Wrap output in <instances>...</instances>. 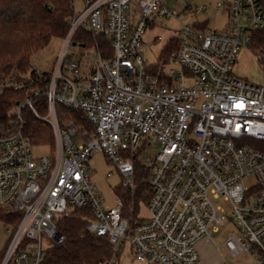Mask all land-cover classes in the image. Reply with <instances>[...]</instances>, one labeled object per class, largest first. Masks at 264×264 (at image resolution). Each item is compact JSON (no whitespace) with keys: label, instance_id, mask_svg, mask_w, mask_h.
Segmentation results:
<instances>
[{"label":"built area","instance_id":"obj_1","mask_svg":"<svg viewBox=\"0 0 264 264\" xmlns=\"http://www.w3.org/2000/svg\"><path fill=\"white\" fill-rule=\"evenodd\" d=\"M82 3L53 71L14 82L26 97L14 108L17 130L0 135V207L12 214L1 219L8 239L0 264H41L47 248L65 239L59 218L83 206L94 213L85 230L113 244L105 264H117L125 241L145 264H196L198 242L212 240L228 222L235 226L225 241L231 256L264 264V151L252 143L264 141V84L234 69L241 48L264 27L260 0H219L217 8L229 14L221 30L197 18L206 6L184 2L182 12L193 21L181 22L171 66L157 72L144 58L145 34L157 20L177 17L176 10L164 0ZM82 32L93 39L77 40ZM98 37L107 39L111 54ZM74 42L93 46L97 62L84 53L66 64ZM42 98L40 115L35 101ZM59 106L78 118L63 120ZM23 107L52 126L53 146L33 144L24 133ZM153 141L161 151L141 153V142ZM45 145L49 154H33ZM100 151L116 164L125 188L137 189L136 161L147 171L141 180L147 217H125L120 196L114 207L104 206L90 175V160Z\"/></svg>","mask_w":264,"mask_h":264},{"label":"trees","instance_id":"obj_2","mask_svg":"<svg viewBox=\"0 0 264 264\" xmlns=\"http://www.w3.org/2000/svg\"><path fill=\"white\" fill-rule=\"evenodd\" d=\"M75 0H0V133L9 134L17 130L20 121L16 118L14 108L26 97L23 89H16L14 82L26 79H38L49 75L33 68L32 56L47 46L54 36L64 37L70 21L75 15ZM264 9V0H260ZM92 40V36L81 33L76 39ZM104 50L110 46L106 38H97ZM90 41H87V43ZM163 50L165 61L169 60L171 50L177 46L174 40ZM248 48L261 62L264 61V27L253 32ZM111 54L110 51L107 55ZM163 65L151 66L157 72ZM37 111L46 113L44 99H37ZM59 113L64 120L68 117L78 118V112L65 106H59ZM23 130L33 144L53 146L52 126L38 118L29 107H23ZM82 122L84 120L82 119ZM252 143L264 151V141L253 140ZM148 175L139 161H136V190L123 187V214L129 216L132 202L135 203L133 217L137 215V203L148 201L145 192L147 184L141 182ZM12 215L6 208L0 207V219L9 220ZM90 206L74 207L69 213L59 218L58 229L64 234L61 243L47 248L41 264H105L113 255V244L107 236L97 235L85 230L93 218Z\"/></svg>","mask_w":264,"mask_h":264},{"label":"rangeland","instance_id":"obj_3","mask_svg":"<svg viewBox=\"0 0 264 264\" xmlns=\"http://www.w3.org/2000/svg\"><path fill=\"white\" fill-rule=\"evenodd\" d=\"M219 0H164L169 10H176L179 14L177 17H169L165 19H159L153 27H150L145 34L144 42V58L151 66L154 64L163 65L162 69L166 71L170 68L171 63L169 60L165 61V55L163 50L170 46L171 40H175L180 35L181 22L193 21V18L189 17V14L182 12L184 8V2L195 8L197 5H204L207 7V11L197 15L199 20L209 19L208 25L211 29H224L229 22L228 11L224 8H217V2ZM226 1V0H222ZM75 11L78 12L83 8L82 0H75ZM158 39V41H157ZM65 43L64 37L54 36L50 40L49 44L40 49L32 56V66L34 69L41 72H52L54 65L60 56ZM84 53L88 54L87 60L93 63L99 59V54L95 48L91 45L82 47L79 44H71L68 49V57L66 64L71 60H79L84 57ZM235 72L241 76L246 77L251 82L264 84V61L261 62L247 47H242L235 65ZM50 146V145H49ZM49 146L33 147V154L35 156L40 154H49L51 149ZM141 153L144 154H157L161 151L162 144L157 141H153L151 144L148 142H141ZM91 179L96 183L101 196L104 198L103 203L105 207L111 208L117 204L116 197L120 196L123 200V178L121 173L116 167V164L109 160L103 152H96L91 160ZM250 181H246L249 183ZM222 204L224 207L226 203L223 199L216 201ZM130 214L127 216L129 220L142 219L148 216V206L146 201L140 200L137 207V215L133 217V209L135 210V203L130 205ZM235 230V226L232 222H228L222 226L218 232H213V239L216 242L226 241L231 235V231ZM8 239L7 225L0 219V248H2ZM120 246V245H119ZM118 247V246H117ZM230 260H235L230 255L227 256ZM117 264H145L139 262L133 256L130 244L125 241L121 246L118 256Z\"/></svg>","mask_w":264,"mask_h":264},{"label":"crops","instance_id":"obj_4","mask_svg":"<svg viewBox=\"0 0 264 264\" xmlns=\"http://www.w3.org/2000/svg\"><path fill=\"white\" fill-rule=\"evenodd\" d=\"M198 250L200 260L196 264H253L252 258L248 255L234 257L235 260L228 259L227 256L231 254L225 246V241L203 239L198 242Z\"/></svg>","mask_w":264,"mask_h":264},{"label":"water","instance_id":"obj_5","mask_svg":"<svg viewBox=\"0 0 264 264\" xmlns=\"http://www.w3.org/2000/svg\"><path fill=\"white\" fill-rule=\"evenodd\" d=\"M76 42H74V44H75ZM0 135H1V133H0Z\"/></svg>","mask_w":264,"mask_h":264}]
</instances>
